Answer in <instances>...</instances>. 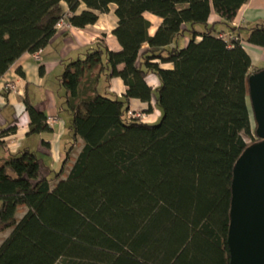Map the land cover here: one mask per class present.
<instances>
[{
	"label": "trees",
	"instance_id": "16d2710c",
	"mask_svg": "<svg viewBox=\"0 0 264 264\" xmlns=\"http://www.w3.org/2000/svg\"><path fill=\"white\" fill-rule=\"evenodd\" d=\"M247 2L0 0V78L47 46L66 14L62 4L75 28L94 25L114 5L121 47L96 43L64 67L60 110L81 148L53 186L59 173L50 180L33 153H9L2 139L15 129L0 131V234L8 233L0 264H229L233 167L258 141L244 139L256 138L247 80L264 69L251 71L241 45L264 49V24L231 25ZM212 12L219 21L209 24ZM146 13L162 20L153 36ZM149 75L159 82L153 125L127 115L130 100L150 104ZM114 77L125 94H99L100 78ZM25 110L31 135L49 130L28 101Z\"/></svg>",
	"mask_w": 264,
	"mask_h": 264
},
{
	"label": "crops",
	"instance_id": "0c3cea01",
	"mask_svg": "<svg viewBox=\"0 0 264 264\" xmlns=\"http://www.w3.org/2000/svg\"><path fill=\"white\" fill-rule=\"evenodd\" d=\"M62 7L64 12L68 13L67 6L62 4ZM84 9L81 5L79 12ZM115 9L116 7L112 5L106 14H98V20L94 25L84 28L70 26L62 31H56L47 46L41 50L39 62L34 60L32 54H24L0 78V131L15 129L13 133L6 135L2 142L11 154L24 150L33 153L38 159L41 172L46 177L59 173V176L53 180L48 177L52 180L51 186L65 177L81 148V141L79 139L73 141L67 130L69 115L60 110L63 91L60 88L59 78L66 64L83 59L85 52L96 43L103 44L111 52L121 51L112 33L118 22ZM144 18L150 22L149 34L153 36L162 20L148 13L144 14ZM218 21V16L212 12L208 23ZM257 24H264V0H248L231 23L233 27L240 29H249ZM178 43L180 47H185L183 39H179ZM241 45L250 57L251 71L264 68V49L247 43ZM142 48L146 49L147 45ZM159 66L165 70L172 69L171 64H159ZM7 82L15 85V93L4 90ZM146 82L153 91L150 104L136 99L130 100L127 115L129 113L140 115L138 119L141 122L153 125L160 119V111L155 105L157 96L155 91L159 87V82L154 75H149ZM97 91L101 95L110 93L121 98L126 92V87L119 78H110L108 83L105 82V78H100ZM25 101L45 115L49 128L47 132L30 134V118L25 110ZM21 215L19 213L17 218ZM7 235L8 233L0 234V243Z\"/></svg>",
	"mask_w": 264,
	"mask_h": 264
},
{
	"label": "water",
	"instance_id": "95a60500",
	"mask_svg": "<svg viewBox=\"0 0 264 264\" xmlns=\"http://www.w3.org/2000/svg\"><path fill=\"white\" fill-rule=\"evenodd\" d=\"M255 137L233 167L229 264H264V69L247 80Z\"/></svg>",
	"mask_w": 264,
	"mask_h": 264
},
{
	"label": "built area",
	"instance_id": "2783aa9c",
	"mask_svg": "<svg viewBox=\"0 0 264 264\" xmlns=\"http://www.w3.org/2000/svg\"><path fill=\"white\" fill-rule=\"evenodd\" d=\"M67 13L56 23L55 25V31L59 32L62 31L63 29H67L70 27V25L66 22V18H67ZM218 37L222 40L228 41V40H233L234 38H232L231 36L227 35V34H219ZM235 40V39H234ZM40 53L41 50L35 52L32 54L34 60L36 62L40 61ZM4 90L8 91L10 93H15L16 92V87L13 83L11 82H7L4 86ZM129 118H134L136 117L137 119L140 118V115H132L129 113Z\"/></svg>",
	"mask_w": 264,
	"mask_h": 264
},
{
	"label": "rangeland",
	"instance_id": "374dc122",
	"mask_svg": "<svg viewBox=\"0 0 264 264\" xmlns=\"http://www.w3.org/2000/svg\"><path fill=\"white\" fill-rule=\"evenodd\" d=\"M183 41L185 42V46H186V44H187V39H183ZM181 47H183V46H181ZM247 104H248V109H249V113H250V120H251V129L253 130L254 128H255V125H254V119H253V113H252V109H251V105H250V101H249V99L247 100ZM160 121V120H159ZM159 121H158V123H159ZM157 123V124H158ZM244 139H245V141L247 142V143H250L251 141H255L256 140V138H249V137H247V136H244ZM48 177L49 178H54V175H48Z\"/></svg>",
	"mask_w": 264,
	"mask_h": 264
}]
</instances>
